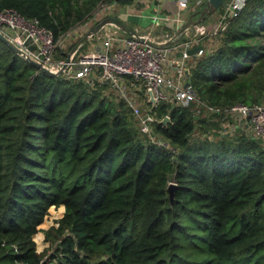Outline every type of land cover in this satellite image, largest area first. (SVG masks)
<instances>
[{
    "label": "trees",
    "instance_id": "1",
    "mask_svg": "<svg viewBox=\"0 0 264 264\" xmlns=\"http://www.w3.org/2000/svg\"><path fill=\"white\" fill-rule=\"evenodd\" d=\"M103 1L0 0V13L37 18L57 41ZM216 40L190 69L197 95L216 106L263 104L264 0H247ZM152 110L168 146L141 133L108 86L50 74L0 39V264H42L34 236L53 205L66 210L45 230L52 264H264L261 141L193 138L217 125L196 101Z\"/></svg>",
    "mask_w": 264,
    "mask_h": 264
},
{
    "label": "built area",
    "instance_id": "2",
    "mask_svg": "<svg viewBox=\"0 0 264 264\" xmlns=\"http://www.w3.org/2000/svg\"><path fill=\"white\" fill-rule=\"evenodd\" d=\"M143 1L134 0L132 3L122 4L119 0H105L85 22L69 30L57 41L53 31L41 26L37 18L27 17L15 8H6L0 13V30L52 71L62 70L60 75L69 79H82L93 87L108 86L109 90L123 97L131 107L141 133L151 142L169 145V142L156 130L155 122L158 121V117L148 101L149 89H153L157 105L161 101L171 102L174 105L196 101L197 114L204 113L209 116L210 121L217 122L212 132H201L196 127L192 133L193 138L199 136L212 139L235 138L245 135L259 139L264 147V103L239 102L230 106L212 105L197 95L190 79V69L196 58L209 49L208 41L219 38L227 20L238 15L247 0H225L216 21L209 23L200 21L193 24L173 44L164 48L149 44L147 39L166 43L176 36L179 30L166 40L155 38L152 30L146 33L139 30L142 36H145V40H142L109 22L99 32L89 37L87 41H91L92 47L77 57V50L87 42L81 43V39L92 31L96 24L110 15L121 17L127 14L128 10H143ZM160 1L163 6L158 3L159 11L151 16L155 25L162 19L179 21L183 17L181 10L205 5L207 2V0H172L179 7L177 13L172 15L170 12L163 13L162 9L165 5L164 1ZM91 20L96 23L88 28L87 24ZM81 25L82 37L79 43L75 44L73 49L66 50L65 38ZM95 36L98 40L94 39ZM197 46L201 47L195 53H191L190 50ZM59 47L67 53L66 57H57ZM142 90H145V97L140 94ZM142 102L149 106L143 107Z\"/></svg>",
    "mask_w": 264,
    "mask_h": 264
},
{
    "label": "water",
    "instance_id": "3",
    "mask_svg": "<svg viewBox=\"0 0 264 264\" xmlns=\"http://www.w3.org/2000/svg\"><path fill=\"white\" fill-rule=\"evenodd\" d=\"M225 0H207L206 4L197 12L192 14L189 19L186 21V23L179 29L176 36H174L171 40L167 41L166 43H160L157 42L154 39H147V42L155 47H161L164 48L166 46H169L174 43L176 39H178L180 36H182L185 31L191 27L193 24H196L200 21L205 20L208 18L211 14H213L215 11H217L222 5L224 4ZM112 22L116 24L118 27H120L125 32L136 35L140 37L142 40H145V36H142L141 32L137 30L136 28L130 26L123 18L117 15H110L106 18H104L101 22L95 25L92 31H90L83 39H81V43L84 41H87L90 36L93 34H96L101 30V28L106 25L107 23ZM0 39L3 40L10 48H12L15 52H17L19 55L23 56L24 58L28 59L31 63H33L35 66H37L39 69L44 70L50 74H56L60 75L62 74V70L60 71H52L48 67L44 66L39 60L34 58L31 54H29L27 51L19 47L14 41H12L6 34H4L0 30ZM201 46H197L192 48L190 51L191 53H195ZM150 97L148 99L149 103L152 104V107L155 108L157 105V99L155 97L153 89H149ZM161 121L165 124L171 121V116L166 115L164 118L161 119ZM178 187V183L175 181H170L168 185V190L170 192V199L171 202H174L175 199V192Z\"/></svg>",
    "mask_w": 264,
    "mask_h": 264
},
{
    "label": "rangeland",
    "instance_id": "4",
    "mask_svg": "<svg viewBox=\"0 0 264 264\" xmlns=\"http://www.w3.org/2000/svg\"><path fill=\"white\" fill-rule=\"evenodd\" d=\"M203 5H201V6H193V7H190V8H192V9H200V8H202ZM221 10H222V8L220 7L217 11H215L213 14H211L208 18H206L205 20H203V22L209 23V22L216 21L218 19L219 14L221 13ZM121 17H123V20L130 22V24H132L134 27H136L138 25L135 22H132L129 19H126L127 17L125 18V16H121ZM187 20L183 16L178 22H176V24L178 25L180 21H182V22L184 21L186 23ZM148 21L149 20L146 19L142 23H139V25H138L137 28L140 31H149V30H152L153 33H157L158 30H159V28L162 27V30H161L162 35H166L168 32H170V30H166L164 28V23L159 22L157 25L153 24L154 25V27H153L152 25H150L152 23L147 24ZM95 23H96L95 21L91 20L87 24L88 28L89 27H92ZM141 25L143 27H141ZM145 27H148V28L150 27V28L149 29H145ZM181 27H182V24H180V27L178 29H180ZM81 37H82V25L65 38V40H64V42H65V49L66 50L73 49L74 46H75V44L77 45L79 43V39ZM94 39H97L98 40L97 36H95ZM94 39H92V40H94ZM216 44H217L216 43V38H214V40L208 41V47L210 49L212 47H215ZM90 45H92L91 44V41H87L83 46H81L80 49L77 50V54H76L77 57L79 55H81L83 52H86V50L89 49V46ZM142 106L143 107H146V105L143 102H142ZM61 206H56V205L51 206L50 209H49V213L46 214V216L44 218V221L39 225L40 231L37 232V233L38 234L39 233H42L43 234L42 237H41V239H40L41 245H40L39 241L36 239V235L34 236V238H35V240L37 242V250L38 251H46L47 252V254H45V257H44V264H49V261H50L49 259L51 257V253L54 250L51 241H49V240L46 239V232H45V230L49 229L53 225L58 226V219L60 217H62L63 214H64V212H63L64 209L62 211L61 210ZM50 264H52L51 261H50Z\"/></svg>",
    "mask_w": 264,
    "mask_h": 264
},
{
    "label": "crops",
    "instance_id": "5",
    "mask_svg": "<svg viewBox=\"0 0 264 264\" xmlns=\"http://www.w3.org/2000/svg\"><path fill=\"white\" fill-rule=\"evenodd\" d=\"M164 1V9L163 10V13L165 12H170L172 15H175V13H177V11L179 10V7H178V4H176L175 2H173L172 0H162ZM144 2V3H143ZM142 3L144 4V9L143 10H128L127 14H124L122 16H125L126 19H129L130 21L132 22H135L136 24L139 25V23H142L144 20H149L147 24L149 23H152L150 25L153 26V24H155L151 18L152 14H154L155 12L159 11L158 10V3L162 4V2L160 0H144ZM163 6V4H162ZM163 8V7H162ZM190 8V7H189ZM161 10V11H162ZM187 8L181 10L182 13H183V16L185 15V12H186ZM190 17V16H189ZM123 18V17H121ZM189 19V18H188ZM170 20H173V19H170ZM169 19H162L160 20L161 23L163 22H170L169 25L172 27V26H176V31L179 30L178 28L180 27V24L182 23V21L179 22V24L177 25L175 22H178L176 20H173L172 22L170 21ZM130 26L134 27L132 24H130V22L126 21ZM184 22V21H183ZM146 24V25H147ZM185 24V22H184ZM182 24V26L184 25ZM138 25L134 28L138 29ZM141 27H143L141 25ZM150 28V27H149ZM148 27H145V29H149ZM139 30V29H138ZM161 30H162V27L159 28L158 32L157 33H152V35L155 37V38H159L161 40H166L170 37V32H168L166 35H162L161 33ZM142 33H146L148 31H141ZM92 45L89 46V48H91ZM65 210H66V207L64 209V213H65ZM62 212V213H63ZM64 215V214H63Z\"/></svg>",
    "mask_w": 264,
    "mask_h": 264
},
{
    "label": "bare ground",
    "instance_id": "6",
    "mask_svg": "<svg viewBox=\"0 0 264 264\" xmlns=\"http://www.w3.org/2000/svg\"><path fill=\"white\" fill-rule=\"evenodd\" d=\"M36 238H37V240L39 241V243H40V245H41V241H40V239H41V235H37Z\"/></svg>",
    "mask_w": 264,
    "mask_h": 264
}]
</instances>
